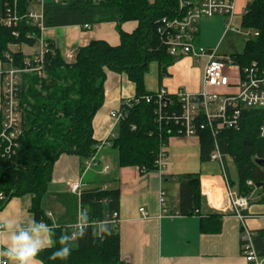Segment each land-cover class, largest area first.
<instances>
[{"label": "trees", "instance_id": "16d2710c", "mask_svg": "<svg viewBox=\"0 0 264 264\" xmlns=\"http://www.w3.org/2000/svg\"><path fill=\"white\" fill-rule=\"evenodd\" d=\"M31 0H21V13H25ZM3 14L4 5H3ZM2 14V15H3ZM178 14V0H64L46 1L44 5L45 28L64 26H93L115 23L120 36L118 46L105 41H92L77 48L73 62H67L53 43L46 41L49 51L45 54L43 76L35 72L21 75L19 106L22 116V134L19 149L13 157L0 155V192L8 201L26 195L32 196V212L37 220L47 223L40 204L52 181L56 162L63 155L78 157L82 162L94 155L97 142L93 138V120L105 100V82L108 72L126 74L135 85L136 96L123 102L121 111L125 118L117 129V139L112 149L118 154L120 167L136 166L145 172L157 170L156 160L162 146H167L172 137L179 136V125L172 121H159L152 95L145 90L144 76L152 62H157L163 71L177 60L168 54L158 34L162 19ZM137 22L133 33H126L121 26ZM242 26L257 37L246 41L242 54L234 55L233 62L243 71L256 63L264 71V0H252L242 19ZM19 32V37L13 31ZM32 35L33 38H27ZM40 30L21 23L16 29L0 24V61L6 68L12 57L14 68L25 69L26 60L31 68L37 64L34 58L22 52L12 53L10 46L38 44ZM128 104V105H127ZM168 113L178 115L180 109L175 97H170ZM264 120V109H243L239 130L222 131L217 142L223 156L233 159L237 171V184L231 181L240 196H250L256 187L260 203L264 204V168L256 161L264 160V138L259 127ZM1 125V116H0ZM200 160L208 163L214 149V139L209 131H199ZM252 182L253 186L247 183ZM200 176L179 177V214L191 216L199 213L201 194ZM117 190L95 189L81 193V207L89 211L90 220L106 221L110 234L103 238L89 229L83 239L73 244L70 257L65 260H50L55 248L39 254L43 264H131L121 258L120 235L117 225H112L119 208ZM223 215L212 213L206 216L220 229ZM65 227L56 229L58 238ZM217 230V231H218ZM254 244L264 256V230L254 233ZM56 247H59L57 245Z\"/></svg>", "mask_w": 264, "mask_h": 264}, {"label": "crops", "instance_id": "0c3cea01", "mask_svg": "<svg viewBox=\"0 0 264 264\" xmlns=\"http://www.w3.org/2000/svg\"><path fill=\"white\" fill-rule=\"evenodd\" d=\"M3 0H0V9ZM248 5L247 0H238L237 12ZM137 22H127L121 26L126 33H133ZM230 32V31H229ZM226 31L224 17L203 18L198 24L195 44L208 51H216ZM45 41L53 43L62 57L77 48L85 47L92 41H105L110 46L120 44V36L115 23L84 26H64L45 28L42 33ZM37 51L26 52L21 46H10L12 53L22 52L34 58ZM218 56V54H217ZM206 59L199 61L178 58L161 77L163 69L152 62L144 76V86L148 93L166 90L170 97L179 91L198 94L203 88ZM5 69L0 61V109L1 72ZM216 91V89H210ZM135 85L126 74L108 72L105 82V100L93 120V138L97 144L104 141L111 131V112L119 111L122 103L135 98ZM167 161L162 174L157 171L144 172L139 167H120L118 154L112 147L104 148L98 155L99 167L83 174V162L76 156L63 155L56 162L52 181L43 198L40 208L47 223L65 227L76 221L82 208L81 195L69 191L68 183L81 182V193L103 189L119 192L118 226L121 258L131 264H247L242 252L241 222L231 213L221 212L226 206V193L223 172L219 163H202L198 138L172 137L165 147ZM227 174L233 181L232 170L237 171L230 156L225 158ZM109 167L108 172H102ZM200 176L201 203L198 214H179V177L182 175ZM234 182V181H233ZM237 191V185L233 187ZM255 189L250 197L246 226L254 233L264 230V204ZM166 196V206H160V193ZM238 192V191H237ZM217 208H213L212 204ZM32 196L26 195L8 201L0 211V217L24 220L35 217L32 212ZM140 209H145L143 218ZM212 213L223 215L220 229L206 216ZM59 227V228H60ZM218 230V231H217Z\"/></svg>", "mask_w": 264, "mask_h": 264}, {"label": "built area", "instance_id": "2783aa9c", "mask_svg": "<svg viewBox=\"0 0 264 264\" xmlns=\"http://www.w3.org/2000/svg\"><path fill=\"white\" fill-rule=\"evenodd\" d=\"M61 2L64 0H53ZM248 3L252 0H247ZM21 0H3L5 14L0 16V24L6 28L16 29L21 23L31 25L40 30L44 26L45 0H31V5L25 13H21ZM238 0H178V14L173 18H164L158 26V34L162 45L168 54L175 58L189 57L197 61L206 59L204 70L203 88L198 94L179 91L174 97L180 109L178 115L168 113L167 107L170 96L166 90L161 89L146 97L147 103L154 100L157 105V116L159 121H172L180 126L179 136L184 138L197 137L199 131H209L214 139V149L210 155L209 162L219 163L223 172V183L226 193V206L221 212H231L242 224V252L247 264H264V256L260 255L254 244L255 234L246 226V219L250 216L247 211L250 206V197L240 196L231 185L227 174L225 158L223 156L217 137L222 131L239 130L243 109H264V71L259 70L256 63L241 71L233 59L219 57L216 51H208L195 44L198 24L203 18L215 16L224 17L226 20V31H239L233 26L234 19H243L247 12V6L238 13ZM89 28V26H84ZM18 38L19 32L13 31ZM258 33L253 32V37ZM27 38L32 39V35ZM40 52L33 61L37 64L31 68L30 60H26L25 69L14 68L12 57L9 53L4 56L9 61L2 72L1 90V125H0V155L2 157H13L19 149V138L22 134V116L19 106V87L21 75L27 72H35L43 76V64L45 54L49 47L42 38L38 39ZM67 62H73L75 51L68 52L63 57ZM216 89V91H210ZM134 99V98H133ZM130 99L126 102H129ZM128 105V104H127ZM113 126L107 138L96 146L94 155L83 162V174L96 170L99 167L98 155L106 148L111 147L117 139V129L120 122L125 118L121 110L110 114ZM259 134L264 138V120L259 127ZM165 146H162L156 160L157 172L162 174L165 169L167 155ZM109 167H104L102 172H108ZM142 171L145 172L143 169ZM253 186L252 182L247 183ZM81 182L68 183L70 192L81 195ZM160 206L165 208L166 196L160 193ZM8 202L5 193L0 192V211ZM212 204V203H211ZM213 208H217L212 204ZM143 218H147L145 209H140ZM117 215L114 216L112 225H117Z\"/></svg>", "mask_w": 264, "mask_h": 264}, {"label": "clouds", "instance_id": "9594fccd", "mask_svg": "<svg viewBox=\"0 0 264 264\" xmlns=\"http://www.w3.org/2000/svg\"><path fill=\"white\" fill-rule=\"evenodd\" d=\"M59 227L35 217L22 221L0 217V264H43L38 258L39 254L49 248H55L50 260L65 261L72 253L74 242L83 239L89 229L93 235L101 238L110 234L108 222L91 221L85 208L78 211L76 221L65 226L57 238L56 229Z\"/></svg>", "mask_w": 264, "mask_h": 264}, {"label": "rangeland", "instance_id": "374dc122", "mask_svg": "<svg viewBox=\"0 0 264 264\" xmlns=\"http://www.w3.org/2000/svg\"><path fill=\"white\" fill-rule=\"evenodd\" d=\"M50 1V0H45ZM0 16H2V3L0 9ZM233 26L238 29L239 31H230L227 35H225L218 46L217 54L219 57L231 59L234 55H239L244 52L246 41L250 38H253V32L251 30L246 29L242 26V19L237 17L234 19ZM23 49L26 50L28 53H33L37 51V47L33 49H29L23 45ZM39 48V47H38ZM197 138V137H192ZM233 181L237 184L238 178L236 177L235 170H232ZM254 187V186H252ZM257 189L256 187L254 190ZM258 193V190H256Z\"/></svg>", "mask_w": 264, "mask_h": 264}, {"label": "water", "instance_id": "95a60500", "mask_svg": "<svg viewBox=\"0 0 264 264\" xmlns=\"http://www.w3.org/2000/svg\"><path fill=\"white\" fill-rule=\"evenodd\" d=\"M256 163H257L260 167L264 168V160H257Z\"/></svg>", "mask_w": 264, "mask_h": 264}]
</instances>
